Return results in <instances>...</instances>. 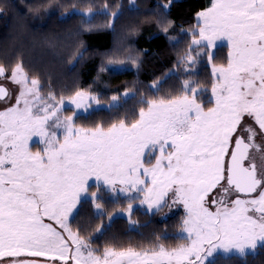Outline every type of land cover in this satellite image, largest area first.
<instances>
[{
	"label": "snow or ice",
	"instance_id": "snow-or-ice-1",
	"mask_svg": "<svg viewBox=\"0 0 264 264\" xmlns=\"http://www.w3.org/2000/svg\"><path fill=\"white\" fill-rule=\"evenodd\" d=\"M191 35L184 63L217 42L229 48L226 63L212 66V106L186 80L179 95L145 100L138 118L107 128L77 126L64 98L43 95L22 61L0 65V78L19 86L0 110V264H211L218 249L264 245V146L256 142L264 137V0H210ZM90 101L100 104L77 91L69 102L86 110ZM102 187L128 198L129 218L137 201L182 205L187 236L178 238L189 243L95 250L73 222L85 194L104 214Z\"/></svg>",
	"mask_w": 264,
	"mask_h": 264
},
{
	"label": "trees",
	"instance_id": "trees-1",
	"mask_svg": "<svg viewBox=\"0 0 264 264\" xmlns=\"http://www.w3.org/2000/svg\"><path fill=\"white\" fill-rule=\"evenodd\" d=\"M133 1L0 0V65L10 70L22 61L29 76L40 80L42 93L51 92L57 99L71 98L77 91L95 95L103 106L76 114L79 127L107 128L122 119L133 121L145 100L179 95L186 80L200 86L205 107H210L212 66L226 63L229 48H202L199 55L192 53L195 63L183 62L194 47L191 34L197 14L209 6V0ZM89 7L90 17L84 15ZM113 96L118 99L112 105ZM73 112L66 109L64 114ZM99 196L104 214L98 217L94 204L84 199L73 222L95 250L147 249L160 243L173 248L185 242L178 238L182 212L161 219L159 212L139 207L129 218L120 215L127 212V199L119 197L117 202L102 189ZM209 261L264 264V245L253 253L217 254Z\"/></svg>",
	"mask_w": 264,
	"mask_h": 264
},
{
	"label": "rangeland",
	"instance_id": "rangeland-1",
	"mask_svg": "<svg viewBox=\"0 0 264 264\" xmlns=\"http://www.w3.org/2000/svg\"><path fill=\"white\" fill-rule=\"evenodd\" d=\"M134 1L132 0V3H133ZM209 6H210V0H209ZM227 44V42L226 41H224V42H217V46H220V45H226ZM31 46H33V45H31ZM208 51L209 50H211L212 48H206ZM0 86H4V88L8 91V93H9V96H6V98L4 99V100H0V110H2L3 108H5V107H8V106H10L12 103H14V99H15V96L18 94V85H15L14 83H12L11 82V80L9 79V77L8 76H5V77H3V78H0ZM43 94V93H42ZM43 95H45V96H47V94H43ZM214 98L212 97V95H211V97H210V100H213ZM70 98H68V99H64V107H63V109H62V111L64 112L66 109H71V110H73L76 114H79V113H86V112H88V111H90V110H92V109H94V108H98V107H102L103 106V104H96L95 103V101H90L89 103H90V106L89 107H87V109L85 110V108L84 107H82V108H80V109H77L76 107H75V105H73V104H71L70 102ZM113 104H116V101H113V103H112V105ZM212 106V105H211ZM245 135H247V133H245ZM256 142L258 143V144H261L262 146H264V137H262L261 135H257V137H256ZM37 147H42V145H37ZM259 161V160H258ZM96 182L94 181V180H90L89 181V184L90 185H94ZM93 188V190H91ZM102 190H106L105 188H101ZM97 191V189L94 187V186H92V187H90L89 188V193H91V192H96ZM99 193H100V190H99V192H97V195L99 196ZM111 194V196H113V197H122V198H125V199H128L126 196H124V194H121V193H117V194H112V193H110ZM169 196H171V193L169 194ZM84 199H89V198H87V194H85L84 196H82V199H81V201L82 200H84ZM79 206V205H78ZM78 206H77V208H78ZM139 207H144V208H146V210L147 211H149V212H159L160 213V216H161V219H164V218H168L169 216H171V215H173V214H175V213H178V212H182L183 214H184V220L186 219V217H187V212H186V210L184 209V207L182 206V205H180V204H175V205H170V206H167V207H165V206H161L160 208H153V209H148V207H147V205H145V204H140L139 203V201H137L136 203H134L133 205H132V211L134 210V209H136V208H139ZM75 214V213H74ZM120 215H125L126 217H129L128 216V212H124V213H120ZM184 222V221H183ZM183 228H184V224H183V226H182V229H181V231L178 233V235L180 236V237H184V236H187V233H185L184 231H183ZM187 243H189V241L188 240H186L185 239V242L183 243V244H187ZM259 245H261L259 242H257V247L259 246ZM256 247V248H257ZM255 248V249H256ZM255 249L254 250H252V249H246V251H245V253L244 254H247V253H253L254 251H255ZM217 254H221V255H223V256H230V255H244V254H241V253H239V252H237L236 250H233V251H231V252H225L223 249H218V250H216V251H214L213 252V254H212V256H210V257H208V261L209 260H212L214 257H215V255H217Z\"/></svg>",
	"mask_w": 264,
	"mask_h": 264
},
{
	"label": "water",
	"instance_id": "water-1",
	"mask_svg": "<svg viewBox=\"0 0 264 264\" xmlns=\"http://www.w3.org/2000/svg\"><path fill=\"white\" fill-rule=\"evenodd\" d=\"M4 98H5V97H4ZM4 98H3V99H4ZM257 163H258V164L260 163V161H258V159H257Z\"/></svg>",
	"mask_w": 264,
	"mask_h": 264
}]
</instances>
